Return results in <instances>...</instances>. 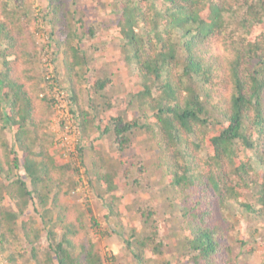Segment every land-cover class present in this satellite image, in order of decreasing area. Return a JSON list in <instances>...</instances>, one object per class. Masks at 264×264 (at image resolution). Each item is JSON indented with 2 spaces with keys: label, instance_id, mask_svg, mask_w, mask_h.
<instances>
[{
  "label": "trees",
  "instance_id": "obj_1",
  "mask_svg": "<svg viewBox=\"0 0 264 264\" xmlns=\"http://www.w3.org/2000/svg\"><path fill=\"white\" fill-rule=\"evenodd\" d=\"M47 1L43 21L62 53L91 165L85 167L86 144L78 147L77 164L49 131L54 100L47 90L53 84L36 66L42 54L34 28L39 15L30 0H0V251H8L10 264H24L27 245L34 264L107 263L99 238L110 232L100 229L89 199L65 200L83 183L85 167L89 183L103 188L98 194L107 216L115 217V232L137 262L171 264L160 259L165 244L153 206L136 209L145 232L126 228L123 215L131 206L121 204L116 192L126 190L130 171L121 175L107 160L98 139L112 129L96 124L105 108L98 99L111 79H94L92 111L85 107L89 57L78 38L85 22L70 9L75 0ZM113 3L120 9L122 50L142 86L132 93L142 115L124 123L122 116L112 117L117 155L131 148L136 129L145 133L155 151L152 166L163 169L173 193L186 264H244L227 239L231 211L264 218V0ZM87 32L94 35V27ZM94 126L100 134L91 132ZM31 205L38 216L29 212ZM254 252L253 246L245 250ZM257 264H264V255Z\"/></svg>",
  "mask_w": 264,
  "mask_h": 264
},
{
  "label": "rangeland",
  "instance_id": "obj_2",
  "mask_svg": "<svg viewBox=\"0 0 264 264\" xmlns=\"http://www.w3.org/2000/svg\"><path fill=\"white\" fill-rule=\"evenodd\" d=\"M30 5L35 14L39 15V19L34 20L36 40L42 49L41 60L36 63L37 69L42 72L45 79L49 80V84L54 82L52 80L54 77H57V83L69 85L63 68L62 53L57 50L55 37L51 35L52 28L46 21H43L48 1L30 0ZM70 9L76 11V18H83L85 22V29L80 30L78 37L81 46L86 50L89 57L86 71L88 81L83 85L86 87L83 94V105L91 110L89 94L93 89L91 83L96 77H109L111 79V83L103 90L106 96L98 99L101 108L102 105L105 108L96 124H99L102 129L107 125L112 129L98 139L107 160L116 164L121 175L125 169L130 171L126 190L116 192L122 196L121 204L131 206V210L123 215L126 228L130 230L134 226L141 233L145 232L147 227L142 222L136 209L139 205L153 206L157 210L156 217L161 228L160 236L165 244V253L160 259L169 260L171 264H186L179 246V217L177 207L173 203V193L165 184L163 169H155L152 166L155 151L147 142L145 133L136 129L132 134L131 148L123 152L121 157L116 153L113 134L115 120H112V117L120 115L123 117L122 122L124 123L142 115L132 94L141 89L142 86L135 76L133 66L127 61L122 50L123 40L117 25L120 9L115 7L113 0H75V3H71ZM90 27H94V35L86 33ZM49 75L51 77L47 78ZM44 85H46V82H44ZM51 88L49 86L47 90L49 96L51 95ZM107 102L112 104L111 108L105 105ZM74 111L79 113L77 105ZM56 116L57 112L54 107V113L49 123V131L54 133L56 147L61 150L67 160L74 159L78 164L80 163L78 146H74L73 150H70L67 146H61L57 141L60 136H63V133L57 128L58 119H56ZM91 132L98 135L101 129L94 126L91 128ZM84 136L82 131L81 145L86 144ZM8 137H11L10 133ZM83 157L85 167L88 168L91 165V149L87 144L85 145ZM121 159H125V162H121ZM85 167L82 168L83 183L73 190L65 200L69 203L84 204L89 199L94 214L99 220L100 229L110 232L105 236L99 235L101 238L96 235L107 252L108 262L105 264H139L128 250L124 238L118 232H115L118 229L115 217L107 216L109 210L105 199L98 194L102 192L103 188L95 182L93 184L89 183V176L84 174ZM142 167L145 169L144 173L139 170ZM22 175L27 178L24 170ZM105 197H108V195H105ZM29 212L37 215L33 205L30 206ZM229 216L232 220L233 229L227 241L234 246L244 264H257L264 255V218H255L245 211L237 209L231 211ZM37 226L42 229V234L45 235L46 231L43 229L40 219L37 221ZM92 232L95 233L94 230ZM46 241V238H43V242L47 243ZM249 246L255 248L252 255L245 253ZM26 247L28 251L20 257V262L34 264V261L30 260V248L28 245ZM7 255L8 251H0V264H10L7 262ZM156 262L157 260L152 261L153 264H156Z\"/></svg>",
  "mask_w": 264,
  "mask_h": 264
},
{
  "label": "built area",
  "instance_id": "obj_3",
  "mask_svg": "<svg viewBox=\"0 0 264 264\" xmlns=\"http://www.w3.org/2000/svg\"><path fill=\"white\" fill-rule=\"evenodd\" d=\"M50 77L49 75L47 78ZM52 84L50 96L54 100V107L57 112V128L63 133V136H60L57 141L61 146H67L73 150L74 146L79 147L81 145L82 129L79 125V118L74 111L75 104L71 97L72 93L68 85H61L57 82Z\"/></svg>",
  "mask_w": 264,
  "mask_h": 264
}]
</instances>
